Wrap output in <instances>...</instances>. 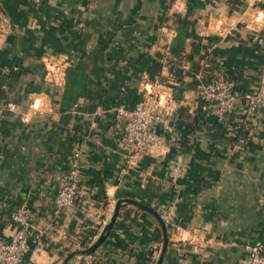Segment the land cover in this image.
<instances>
[{
    "label": "crops",
    "instance_id": "0c3cea01",
    "mask_svg": "<svg viewBox=\"0 0 264 264\" xmlns=\"http://www.w3.org/2000/svg\"><path fill=\"white\" fill-rule=\"evenodd\" d=\"M2 8L12 27L0 36V245L16 235L10 211L26 204L30 247L20 264H61L86 248L119 198L158 212L173 206L161 264H243L264 244V110L246 120L236 99L222 124L200 96L217 73L242 92L257 88L264 2L2 0ZM150 90L163 92L179 138L121 173L126 119L117 109ZM75 152L77 200L55 214ZM161 247L156 218L124 204L97 251L69 264H154Z\"/></svg>",
    "mask_w": 264,
    "mask_h": 264
},
{
    "label": "built area",
    "instance_id": "2783aa9c",
    "mask_svg": "<svg viewBox=\"0 0 264 264\" xmlns=\"http://www.w3.org/2000/svg\"><path fill=\"white\" fill-rule=\"evenodd\" d=\"M264 0H246L249 7H254ZM11 22L2 8L0 0V36L11 30ZM162 84H157L161 87ZM148 95L139 101L134 108L126 110L118 108V115L126 119L124 125L123 149L127 153V160L120 172L124 173L137 157L166 153L170 144L175 143L179 133L175 122L167 113L168 101L161 90L147 91ZM200 96L205 103L207 115L218 123H225L235 110V100L240 102L241 116L249 120L258 112L264 110V77L261 78L254 91L242 92L234 84L225 80L220 73L215 74L200 88ZM5 108L11 112L17 110L16 105L8 103ZM23 121L28 118L23 116ZM78 152L73 154L74 163L63 176V182L58 187L53 199L54 213L75 204L81 183L77 159ZM165 222H169L173 215V206L163 207L159 212ZM10 220L16 228V235L10 242L0 245L2 264H20L23 256L29 250V235L31 222L26 204H19L10 211ZM243 264H264V244L251 246Z\"/></svg>",
    "mask_w": 264,
    "mask_h": 264
},
{
    "label": "water",
    "instance_id": "95a60500",
    "mask_svg": "<svg viewBox=\"0 0 264 264\" xmlns=\"http://www.w3.org/2000/svg\"><path fill=\"white\" fill-rule=\"evenodd\" d=\"M124 204L135 205V206L139 207L140 209L152 214L156 218L158 223L160 224L161 229H162V247H161L160 253L158 255V258L156 259L154 264H161L163 256H164L166 249H167V242H168L165 221L161 218L159 212L156 211L154 208L147 206V205H144V204H142V203H140L134 199H131V198H119L115 203L113 213L111 215L110 220L105 224L102 232L97 237V239L94 242H92L89 246H87L86 248H84L82 250L70 252L64 258V260L62 261L61 264H69V262H71L72 259L76 256L91 255L97 249V247L100 244H102V242L105 240L106 236L109 234V232L112 229V227L115 223V220L118 216L120 207Z\"/></svg>",
    "mask_w": 264,
    "mask_h": 264
},
{
    "label": "trees",
    "instance_id": "16d2710c",
    "mask_svg": "<svg viewBox=\"0 0 264 264\" xmlns=\"http://www.w3.org/2000/svg\"><path fill=\"white\" fill-rule=\"evenodd\" d=\"M96 251H97V250H95V251L93 252V254H94ZM93 254H92V255H93Z\"/></svg>",
    "mask_w": 264,
    "mask_h": 264
}]
</instances>
